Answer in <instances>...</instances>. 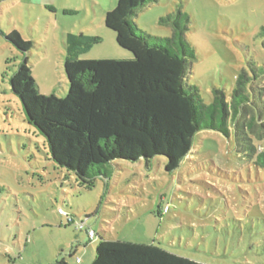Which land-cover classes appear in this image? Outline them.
I'll use <instances>...</instances> for the list:
<instances>
[{
	"label": "rangeland",
	"instance_id": "1",
	"mask_svg": "<svg viewBox=\"0 0 264 264\" xmlns=\"http://www.w3.org/2000/svg\"><path fill=\"white\" fill-rule=\"evenodd\" d=\"M39 4L0 0V264H92L103 233L109 240L159 245L203 264H264L263 162L242 150L245 144L237 143L232 127L230 137L197 133L191 154L173 173L166 172L165 157L149 164L116 161L108 167L111 178L98 179L90 189L56 166L46 139L26 122L10 92L23 55L7 35L18 32L31 43L28 66L36 90L48 98L69 91L67 33L102 38L83 60L129 53L106 27L102 9L90 4L89 14L64 15ZM177 11L188 19L176 15L173 21L197 56L189 83L206 105L213 103L215 89L224 90L230 103L242 71L252 76L250 64L264 71V0H156L134 21L166 39L173 28L161 19ZM95 13L96 24H88ZM254 85L264 88V77ZM247 134L264 150V137Z\"/></svg>",
	"mask_w": 264,
	"mask_h": 264
},
{
	"label": "trees",
	"instance_id": "2",
	"mask_svg": "<svg viewBox=\"0 0 264 264\" xmlns=\"http://www.w3.org/2000/svg\"><path fill=\"white\" fill-rule=\"evenodd\" d=\"M155 2L119 0L106 14L105 25L116 34L118 46L129 53L126 58L83 60L102 38L83 33L81 37L65 35L69 81L65 97L48 98L38 93L28 66L31 43L18 32L6 37L23 55L10 79V92L20 100L26 122L46 139L56 166L90 189L98 179L111 178L108 167L116 161L144 160L149 164L165 157L166 172H175L191 154L197 133L204 130L230 137L232 127L237 143L245 144L242 150L264 163V150L258 149L247 134L251 131L264 137V88L254 85L264 77V71L250 64L252 76L242 71L230 103L224 90L215 89L213 103L204 104L199 88L188 81L197 56L181 24L173 21L176 15L188 17L177 11L162 18L161 23L173 28L172 37L166 39L142 31L134 21L141 10ZM47 9L56 12L54 7ZM63 13L76 14L68 10ZM82 226L80 229L85 228ZM54 264L67 263L59 260ZM92 264L203 263L159 245L109 240L103 233Z\"/></svg>",
	"mask_w": 264,
	"mask_h": 264
},
{
	"label": "crops",
	"instance_id": "3",
	"mask_svg": "<svg viewBox=\"0 0 264 264\" xmlns=\"http://www.w3.org/2000/svg\"><path fill=\"white\" fill-rule=\"evenodd\" d=\"M27 2L28 5L30 6H35V0H25ZM39 2L41 4H39L40 6L44 5L46 10H48V7H54L56 9V11L58 9L61 10H68V11H72V12H76V13H81V12H86V8H88V5L92 4L94 6H96L99 9L103 10V14L104 16H106V14L113 10L119 0H39ZM88 13V12H86ZM89 14V13H88ZM97 14L95 13L89 20L88 24H92L95 25L96 23L94 22V17H96ZM100 24V20H97ZM90 32V31H89ZM86 34V33H83ZM88 35V34H86ZM89 36H95L92 33L89 34ZM99 37V36H97ZM101 38V37H100ZM103 42V40H102ZM120 54V53H119ZM124 57H121V55H119L117 57V59H122ZM126 58V57H125ZM100 59H113V58H100ZM89 60H95V59H89Z\"/></svg>",
	"mask_w": 264,
	"mask_h": 264
},
{
	"label": "built area",
	"instance_id": "4",
	"mask_svg": "<svg viewBox=\"0 0 264 264\" xmlns=\"http://www.w3.org/2000/svg\"><path fill=\"white\" fill-rule=\"evenodd\" d=\"M169 212V206H167L165 209H164V213H168ZM80 228H83V226L81 225ZM89 236L91 239H94L95 238V233L94 232H90L89 233ZM78 263H80V260L77 261Z\"/></svg>",
	"mask_w": 264,
	"mask_h": 264
}]
</instances>
